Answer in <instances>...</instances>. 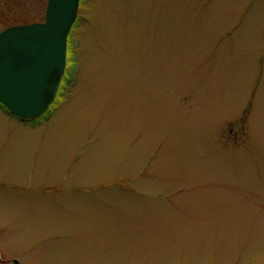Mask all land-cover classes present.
Masks as SVG:
<instances>
[{"label":"rangeland","instance_id":"obj_1","mask_svg":"<svg viewBox=\"0 0 264 264\" xmlns=\"http://www.w3.org/2000/svg\"><path fill=\"white\" fill-rule=\"evenodd\" d=\"M69 39L49 112L0 109V264H264V0H84Z\"/></svg>","mask_w":264,"mask_h":264},{"label":"water","instance_id":"obj_2","mask_svg":"<svg viewBox=\"0 0 264 264\" xmlns=\"http://www.w3.org/2000/svg\"><path fill=\"white\" fill-rule=\"evenodd\" d=\"M81 0H48L45 20L0 32V102L34 120L55 101L67 67L68 38Z\"/></svg>","mask_w":264,"mask_h":264},{"label":"trees","instance_id":"obj_3","mask_svg":"<svg viewBox=\"0 0 264 264\" xmlns=\"http://www.w3.org/2000/svg\"><path fill=\"white\" fill-rule=\"evenodd\" d=\"M82 1H84V0H82ZM76 24V23H75ZM75 26V25H74ZM74 28V27H73ZM71 35V34H70ZM70 37V36H69ZM71 41H70V39H69V41H68V51H69V49H70V47H71ZM68 78H69V68H67L66 69V74H65V76H64V78H63V81H62V84H61V86H60V89H59V94H58V96H61V94H62V89H63V87H64V84L66 83V81H68ZM56 102V101H55ZM51 108V107H50ZM50 108H49V110H50ZM6 109V108H5ZM7 110V109H6ZM49 110L46 112V113H48L49 112ZM8 111V110H7ZM9 112V111H8ZM45 113V114H46ZM44 114V115H45ZM43 115V116H44ZM43 116H41L40 118H38V119H36V120H33V121H31V123H36V122H38L41 118H43Z\"/></svg>","mask_w":264,"mask_h":264}]
</instances>
